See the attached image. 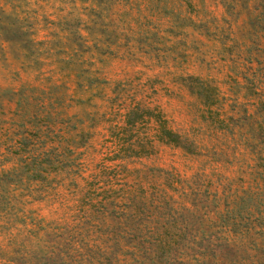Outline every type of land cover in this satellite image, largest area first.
Instances as JSON below:
<instances>
[{
    "label": "rangeland",
    "instance_id": "obj_1",
    "mask_svg": "<svg viewBox=\"0 0 264 264\" xmlns=\"http://www.w3.org/2000/svg\"><path fill=\"white\" fill-rule=\"evenodd\" d=\"M0 264H264V0H0Z\"/></svg>",
    "mask_w": 264,
    "mask_h": 264
},
{
    "label": "trees",
    "instance_id": "obj_2",
    "mask_svg": "<svg viewBox=\"0 0 264 264\" xmlns=\"http://www.w3.org/2000/svg\"><path fill=\"white\" fill-rule=\"evenodd\" d=\"M166 132V135H167V137H172V134H171V132H169V131H167V130H165ZM172 141V140H171Z\"/></svg>",
    "mask_w": 264,
    "mask_h": 264
}]
</instances>
